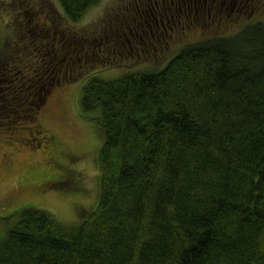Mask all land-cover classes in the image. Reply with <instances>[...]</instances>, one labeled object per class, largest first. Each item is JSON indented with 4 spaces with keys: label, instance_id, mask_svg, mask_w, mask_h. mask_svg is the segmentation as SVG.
Wrapping results in <instances>:
<instances>
[{
    "label": "trees",
    "instance_id": "1",
    "mask_svg": "<svg viewBox=\"0 0 264 264\" xmlns=\"http://www.w3.org/2000/svg\"><path fill=\"white\" fill-rule=\"evenodd\" d=\"M102 1L9 2L0 125L32 123L53 144L38 120L50 90L107 62L125 59L130 70L82 87L81 110L94 112L103 138L96 207L78 225L18 208L0 264H264V20L223 34L228 19L210 8L204 18L220 29L197 26L208 0H117L94 25L77 26ZM59 165L65 178L44 184L79 189Z\"/></svg>",
    "mask_w": 264,
    "mask_h": 264
},
{
    "label": "rangeland",
    "instance_id": "2",
    "mask_svg": "<svg viewBox=\"0 0 264 264\" xmlns=\"http://www.w3.org/2000/svg\"><path fill=\"white\" fill-rule=\"evenodd\" d=\"M11 1L0 0V57L4 53L2 49H5V41L14 32L11 19L15 10L9 4ZM52 1L57 7L60 6L58 0ZM116 1L103 0L99 5L92 7L76 22L77 26L94 25L101 14ZM210 1L217 4L212 5ZM255 1L254 5L248 0H208L204 5V14L203 10H196L199 21L197 26L208 25L220 29L219 21L214 20V17L204 18L210 13L209 8L211 14L223 17L224 20L228 19L223 34H226L227 30H237L242 25L240 22L264 20V8L256 9V5L264 0ZM164 5L170 6L165 2ZM218 8L221 11L217 12ZM250 9L253 10L248 13ZM175 10L174 6L171 10L168 9L169 13H174ZM157 24H152L151 27L147 24L146 29H154L158 27ZM195 34V41L202 39L196 32ZM154 40L158 41L157 38ZM120 61L119 65L107 62L106 66H99L96 71L85 70L82 77L50 90L48 101L39 113L38 120L45 129L56 136L55 143L47 145L35 132L31 133L29 125L33 126L32 123H27L23 128H7L0 125V240L7 230L16 224V210L20 207L34 205L49 209L62 223L70 225H78L87 210L96 207L100 196V169L97 162L103 138L97 130V120L92 119L94 112L83 113L80 98L82 87L91 76L112 79L129 72L130 66L125 64V59ZM2 103H5L3 109L6 112L13 111V104L9 100H3ZM31 135L35 137L34 140H25ZM71 155L74 158L69 157ZM58 160L74 172L72 180L80 186L79 189L72 191L58 184H44L51 179L59 181L58 174L63 169L59 168L62 163L58 166L55 164Z\"/></svg>",
    "mask_w": 264,
    "mask_h": 264
},
{
    "label": "flooded vegetation",
    "instance_id": "3",
    "mask_svg": "<svg viewBox=\"0 0 264 264\" xmlns=\"http://www.w3.org/2000/svg\"><path fill=\"white\" fill-rule=\"evenodd\" d=\"M205 1H207V0H205ZM167 15H168V13L167 12H165ZM170 22V21H169ZM165 29H167V27L165 28ZM46 99V98H45ZM43 136V135H42ZM65 178V175H64V173L61 175V177H59V179L58 180H62V179H64Z\"/></svg>",
    "mask_w": 264,
    "mask_h": 264
}]
</instances>
